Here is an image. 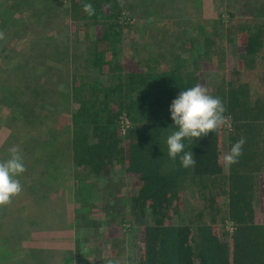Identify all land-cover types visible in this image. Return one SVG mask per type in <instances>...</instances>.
Masks as SVG:
<instances>
[{
  "label": "rangeland",
  "instance_id": "rangeland-1",
  "mask_svg": "<svg viewBox=\"0 0 264 264\" xmlns=\"http://www.w3.org/2000/svg\"><path fill=\"white\" fill-rule=\"evenodd\" d=\"M123 10L129 23L121 43L125 67L178 55L212 96L215 85L231 80L264 98V38L254 67L237 71L235 36L241 25L264 28V0H123ZM95 32H74L68 0H0V160L18 145L27 169L18 177L21 194L0 206V264H137L140 228L127 215L120 223L135 177L119 167L94 176L69 161L74 105L66 96ZM206 37L213 44L203 55ZM50 143L61 152H46ZM225 153L224 142L221 157ZM183 199L174 223H188L203 210L198 184L186 182ZM219 208L218 232L226 240L232 224L225 197Z\"/></svg>",
  "mask_w": 264,
  "mask_h": 264
},
{
  "label": "trees",
  "instance_id": "trees-1",
  "mask_svg": "<svg viewBox=\"0 0 264 264\" xmlns=\"http://www.w3.org/2000/svg\"><path fill=\"white\" fill-rule=\"evenodd\" d=\"M85 3L92 4L93 15L83 11ZM68 5L74 32L96 31L81 71L71 74L66 96L74 105L66 142L69 161L94 176L119 167L135 177L136 190L125 200L127 213L120 223L127 215L140 228L137 264H264V98L252 97L246 83L215 85L214 97L223 102L230 126L198 140L185 138L184 152L192 151L196 164L184 168L183 153L168 156L166 139L178 130L169 105L179 92L200 84L199 74L178 55L171 62L154 58L147 60L154 64L125 67L121 43L129 23L123 0H68ZM235 36L237 71L254 67L263 26H238ZM203 43L207 55L213 40L206 37ZM122 118L128 122L123 130ZM241 137L245 144L238 163L224 170L222 145L228 151ZM45 147L51 155L61 152L53 143ZM186 182L198 184L204 207L188 223H174L184 207ZM223 197L232 224L226 240L217 225Z\"/></svg>",
  "mask_w": 264,
  "mask_h": 264
},
{
  "label": "clouds",
  "instance_id": "clouds-1",
  "mask_svg": "<svg viewBox=\"0 0 264 264\" xmlns=\"http://www.w3.org/2000/svg\"><path fill=\"white\" fill-rule=\"evenodd\" d=\"M83 11L91 16L95 10L92 4L85 3ZM0 39H3V33H0ZM225 111L221 99L209 94L208 89L200 84L179 92L169 105L170 118L178 130L172 132L166 139L168 156L175 159L178 154L183 153L180 155L181 166L194 167L196 160L193 152H184L185 145L182 141L185 138L198 140L223 126L226 123L223 115ZM244 144L243 137L231 144L230 149L222 157L225 167L238 163ZM20 151L18 145L9 146L8 158L0 160V206L10 204L12 199L23 191L18 177L27 169Z\"/></svg>",
  "mask_w": 264,
  "mask_h": 264
},
{
  "label": "built area",
  "instance_id": "built-area-1",
  "mask_svg": "<svg viewBox=\"0 0 264 264\" xmlns=\"http://www.w3.org/2000/svg\"><path fill=\"white\" fill-rule=\"evenodd\" d=\"M122 119H124V121H125V125L122 126V130H123V129L125 128V126L127 125L128 122H127V120H126L125 118H122ZM122 119H121V120H122ZM231 229H232V228H231Z\"/></svg>",
  "mask_w": 264,
  "mask_h": 264
}]
</instances>
